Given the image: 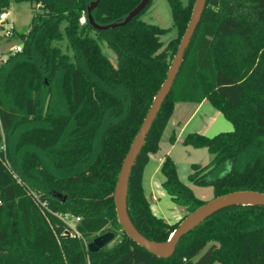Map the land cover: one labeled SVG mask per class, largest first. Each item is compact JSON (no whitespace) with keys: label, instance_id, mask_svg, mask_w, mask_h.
<instances>
[{"label":"trees","instance_id":"1","mask_svg":"<svg viewBox=\"0 0 264 264\" xmlns=\"http://www.w3.org/2000/svg\"><path fill=\"white\" fill-rule=\"evenodd\" d=\"M94 1L0 0V9L29 2L41 10L18 34L23 50L0 68V264H264V205L214 213L184 235L169 258L150 253L122 230L114 199L118 176L168 76L196 0H168L178 36L167 44L161 37L170 28L141 18L149 5L124 26L95 30L87 17ZM140 2L100 0L92 16L100 25L120 22ZM104 43L115 61L104 53ZM204 100L234 129L186 134L185 145L213 155L208 164L191 165L189 180L211 186L214 197L264 192V0L206 2L130 174V218L156 242H167L182 220L171 224L153 212L145 169L176 103ZM160 171L162 187L188 214L207 202L179 178L170 156ZM31 190L54 212L79 216L77 228L87 240L108 231L121 239L90 253L82 238L63 234L60 218L49 214L48 220Z\"/></svg>","mask_w":264,"mask_h":264},{"label":"water","instance_id":"2","mask_svg":"<svg viewBox=\"0 0 264 264\" xmlns=\"http://www.w3.org/2000/svg\"><path fill=\"white\" fill-rule=\"evenodd\" d=\"M100 0H96L88 7L87 17L90 24L95 30H108L110 28H116L124 26L132 19L140 15L152 0H141V2L131 10L128 15L120 22H114L107 25L98 24L93 16L92 11L99 4ZM207 0H196L191 19L188 23L187 29L181 39L178 51L170 65L168 76L158 93L156 94L151 108L140 128L135 136L130 149L122 164L117 184L114 192V199L116 205V212L118 221L122 227V230L141 247L145 248L150 253L161 257L169 258L176 250L177 244L180 239L191 232L197 225H199L206 218L210 217L214 213L234 205H246V204H258L264 205V192L253 190H241L230 192L221 196L214 197L210 201H207L204 205L200 206L193 212L189 213L179 224V226L171 234L167 242H156L143 235L132 222L128 212V188L129 180L132 168L140 154L146 137L161 110L162 104L171 91L174 85L175 79L180 71L184 56L187 48L189 47L192 38L195 34L197 26L201 20L203 11L205 9ZM116 238V234L113 231H108L100 234L87 242V249L90 253L99 252L102 248L106 247L110 242Z\"/></svg>","mask_w":264,"mask_h":264},{"label":"rangeland","instance_id":"3","mask_svg":"<svg viewBox=\"0 0 264 264\" xmlns=\"http://www.w3.org/2000/svg\"><path fill=\"white\" fill-rule=\"evenodd\" d=\"M182 2L184 4H187L188 0H182ZM10 11L11 20L14 21L17 30L19 32H26L31 25L33 15L41 10L39 6H35L29 2H21L18 4H13L10 8ZM141 18L148 23L159 25L162 28H170V30L161 37V40L165 44H167L171 39L178 36V30L173 26V17L168 0H152L148 8L142 14ZM60 44L65 51L67 44L66 40H64ZM102 49L107 56L115 61V54L107 46L106 43L102 45ZM204 110H210L213 113L217 112V109L215 107H213L210 103H207L202 111L192 120L190 126H193L195 124L203 125L204 120H213L212 123H214V125L212 130L208 134H205L209 136H213L220 132H229L234 129L233 123L226 119L223 114L221 117H219L218 120H216V122L212 113L207 116L208 119H205ZM219 114L220 113H218V115ZM200 129L202 128L200 127ZM178 133L179 130H177L176 132V137L178 136ZM166 156H170L175 161L179 178L193 189L197 197L205 201H210L214 198L213 188L211 186H198L193 184L189 180L191 165L193 163L205 165L212 160L213 155L207 150V148H194L193 146L185 145L181 140H175L172 136L171 129H168L160 142L159 150L156 153L152 154L151 163L147 166L148 177L150 176V172L154 170L155 167H157L158 163H160L159 158L164 157L165 159ZM5 162L8 164L9 168L12 169L11 164L8 163V157ZM154 178L156 179L155 191L157 197L155 199L153 198L155 192L152 190L153 188L151 184L150 188L146 184L145 189L147 196H149L152 201L157 203L158 212H156L155 214L157 216L163 217L167 222L171 224L183 220L184 217L188 214V211L184 207L174 203L170 195L162 187V182L165 180V176L161 171H159L158 173H155ZM158 181H160V184H158ZM120 239L121 237L117 235L116 238L107 245V247H112L113 244Z\"/></svg>","mask_w":264,"mask_h":264},{"label":"built area","instance_id":"4","mask_svg":"<svg viewBox=\"0 0 264 264\" xmlns=\"http://www.w3.org/2000/svg\"><path fill=\"white\" fill-rule=\"evenodd\" d=\"M81 23H86L85 15L82 16ZM18 34L19 31L17 30L14 21L11 20L10 9H0V68L8 61L10 55L21 52L23 50V40L19 37ZM1 150L6 152L5 143L2 144ZM30 194L32 195L36 205L48 218V220L49 214H54L63 221V223L65 224V230L63 233L64 235L82 238L85 245L87 246V242L89 240L84 238L77 228V224L81 220L79 216H75L70 213L63 214L54 212L50 208L49 202L45 199H42L38 193L31 190Z\"/></svg>","mask_w":264,"mask_h":264},{"label":"crops","instance_id":"5","mask_svg":"<svg viewBox=\"0 0 264 264\" xmlns=\"http://www.w3.org/2000/svg\"><path fill=\"white\" fill-rule=\"evenodd\" d=\"M207 103H209L207 100H204L201 103H194V102H178V103H176L175 108H174V113H173L172 117L170 118V121H169L163 135H162V138L168 129H171L172 136L175 140L179 139L182 142H183V139L186 136V134L189 132H200V133L208 134L213 128V125H214V123H212L213 120L207 121V120H204V118H203V120H204L203 125L195 124L193 126H190L192 120L196 117V115H198L202 111V109L204 108V106ZM211 113H212V115H214L215 122H216V120L219 119V117L222 116V113L218 110H217V112H214V113L211 112L210 110H204L205 119H208L207 116H209V114H211ZM218 113H220V114L218 115ZM200 127L202 129H200ZM205 128H207V129H205ZM177 130H179V133H178V136L176 137ZM162 138H161V140H162ZM150 158L152 160V154L150 155ZM151 160H150V163H151ZM163 160H164V157L159 158L160 163H158L157 167H155V169L150 172L149 177H148L147 167H146L145 172H144V189H145L146 184L149 186V188H150V184H151L152 188H153L152 190L155 192V194L153 196L154 199L157 197L156 191H155L156 190V187H155L156 179L154 178V175H155V173H158L160 171ZM158 184H160V181H158ZM145 192H146V189H145ZM151 193H152V191H151ZM147 198L149 199V201L151 203L152 210L154 211V213L158 212L157 203L152 201V199H150L149 196H147ZM153 202H154V204H153Z\"/></svg>","mask_w":264,"mask_h":264}]
</instances>
